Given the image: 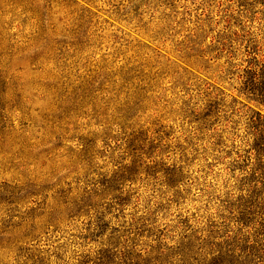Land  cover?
<instances>
[{"label": "rangeland", "instance_id": "1", "mask_svg": "<svg viewBox=\"0 0 264 264\" xmlns=\"http://www.w3.org/2000/svg\"><path fill=\"white\" fill-rule=\"evenodd\" d=\"M263 62L264 0H0V264H94L132 223L142 254H261L235 220L264 189L244 86ZM112 177L126 203L98 237L80 200L105 209Z\"/></svg>", "mask_w": 264, "mask_h": 264}, {"label": "trees", "instance_id": "2", "mask_svg": "<svg viewBox=\"0 0 264 264\" xmlns=\"http://www.w3.org/2000/svg\"><path fill=\"white\" fill-rule=\"evenodd\" d=\"M258 71L259 73L254 71L249 72L250 77L246 79L244 86L248 87L247 89L253 97L250 100L264 108V62ZM258 116L261 121L259 126L263 127V129L260 128L259 136L260 134L264 136V114H258ZM254 150L255 160L260 162L259 160L264 156V142L254 144ZM262 168H264V164L259 165L260 171ZM262 175H264L263 172ZM121 179L123 180L122 177L119 179L112 177L110 180L101 184V192L107 197H110V202L106 205L105 209L102 208L103 205L99 204L98 201L95 202V199L98 197H101V200L104 198H102V195L96 194L94 190L85 193L86 196L80 200L82 203L81 210L92 209L94 211L92 217L93 229L91 231L96 233L98 237L103 235V232L108 228L103 211L105 210L106 212L107 209L112 208L116 212L121 213L122 206L126 203V199L123 198L122 192L119 190ZM248 193L249 200H246L242 205L243 208L238 212L239 217H237L235 222L239 226L245 227L255 224L257 231L264 233V189L258 193V189L252 187ZM132 224L129 225L126 241H123L120 247L118 246V249V242H113L112 244H108L106 248L100 249L96 253L94 264H264V258L261 256L264 255L263 248H258L261 251V254H258L255 252L256 249L253 248L251 243L243 239L238 242L236 239L237 243L232 242L230 246L227 245L228 248L226 250L223 249V252L221 250L222 248H219L216 244L201 241L202 239L198 237H193L192 240L187 237V240L185 242L183 241L180 247H156L142 254L136 248L137 244H135L134 238H129L131 235H142L140 228H136ZM86 237L88 238V236ZM238 243L244 246L240 247ZM255 243L256 241L253 242V244Z\"/></svg>", "mask_w": 264, "mask_h": 264}]
</instances>
